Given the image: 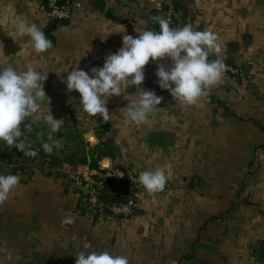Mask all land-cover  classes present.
<instances>
[{
  "label": "crops",
  "instance_id": "0c3cea01",
  "mask_svg": "<svg viewBox=\"0 0 264 264\" xmlns=\"http://www.w3.org/2000/svg\"><path fill=\"white\" fill-rule=\"evenodd\" d=\"M80 1L82 9L55 30L53 46L38 54L15 22L22 18L43 29L49 19L45 0H0V66L23 71L30 63L48 72L44 91L50 100L45 98L41 114L50 109L62 118L64 136L71 124L90 145L111 139L114 156L103 158L101 167L129 168L137 175L164 169L165 191L142 187L136 212L125 220L91 218L81 213L83 198L71 182L72 173H91L87 165L48 167V158L41 164L16 149L21 179L0 205V264H75L80 251L126 255L128 264H260L249 245L264 237V0H116L102 9ZM172 3L179 7V28L191 24L216 33L219 55L239 73L224 74L208 96L182 105L157 83V65L167 67L170 59H150L141 87L163 100L146 122L136 125L121 110L137 98L135 85L107 98L109 121L90 117L80 94L67 90L69 72L77 65L89 72L102 66L124 34L154 29L152 11H164L169 20ZM108 8L117 19L105 16ZM153 132L166 135L165 145L148 143ZM57 140L55 152L63 158L70 143Z\"/></svg>",
  "mask_w": 264,
  "mask_h": 264
},
{
  "label": "clouds",
  "instance_id": "9594fccd",
  "mask_svg": "<svg viewBox=\"0 0 264 264\" xmlns=\"http://www.w3.org/2000/svg\"><path fill=\"white\" fill-rule=\"evenodd\" d=\"M158 23V31H140L135 37L124 34L121 47L107 54L102 66L92 67L89 72L77 65L69 72L65 81L67 90H76L80 94L83 111L90 117L100 114L104 121H109L107 98L123 93L122 86L135 85L137 98L121 110L125 118L136 125L146 122L163 100L154 90L141 87L145 79L144 67L150 59H170L171 64L167 67L163 63L157 65V83L182 105L196 104L222 80L227 65L219 55L221 48L216 33L195 30L191 24L170 27V21L164 15L159 16ZM15 28L22 37L31 40L38 54L53 46L35 23L18 18ZM213 56L215 58H210ZM47 73L30 63L23 71H17L11 64L0 66V141L15 146L26 156L38 154L27 140V134L32 131V124L26 123L28 118H33V122L43 120L49 129L47 141L42 143L44 152L51 154L54 148L60 147L54 134L61 129L62 118H55L50 109L45 114L40 112L45 98H49L44 91ZM20 179L19 174L0 172V205L8 200ZM137 180L147 192L157 193L165 188L168 177L164 169L156 168L141 171ZM76 257L75 264H128L126 255H114L108 251H80Z\"/></svg>",
  "mask_w": 264,
  "mask_h": 264
},
{
  "label": "trees",
  "instance_id": "16d2710c",
  "mask_svg": "<svg viewBox=\"0 0 264 264\" xmlns=\"http://www.w3.org/2000/svg\"><path fill=\"white\" fill-rule=\"evenodd\" d=\"M72 1V0H61V2ZM46 4V0H45ZM179 7L175 3L171 4V14L169 17L170 27L179 28V18L176 16ZM106 17L115 20L117 19L111 9L104 10ZM68 20H59L54 18H49L43 31L45 35L52 41V45L55 43V30L63 23H66ZM153 30H159V23L154 25ZM26 123L32 124V131L27 134V140L30 143L33 149L38 150V154L35 156L40 160V163L43 164V157L48 158L47 164L48 167L60 166L63 162H76L77 164L87 165L88 169L91 171L90 176L95 181H100L101 186L96 192V197L100 203L104 206H109L111 204L122 203L126 200L128 196L126 183L121 180H115L113 178L105 177L104 173L108 168L101 167L100 161L105 157H113V151L116 149L113 141L109 138H98V141L90 145L88 141L82 137L81 134L75 133L71 136H64L60 131L54 134V139H59L65 137L68 139L69 143L75 142L78 148L76 150L70 149L69 153L63 158L60 157L55 151L51 154L44 152L42 148V143L47 141L48 136V127L46 124L38 122L34 123L30 118L26 120ZM22 131L23 123L21 124ZM108 128L105 127L102 132L107 131ZM16 147H10L6 145L3 141H0V172L2 173H13L16 174L18 170L21 169V165L17 164V159L14 160V157H19L21 153L16 152ZM118 167V166H117ZM123 168V167H119ZM49 173V171L47 172ZM50 174V173H49ZM76 191L79 193L80 198H85L86 195L80 189L76 188ZM79 209L81 213H84V201L79 202ZM136 212V210H135ZM106 215V214H104ZM94 217H97L96 215ZM128 216L127 218H129ZM119 218V217H116ZM250 255L260 264H264V237L252 245H249Z\"/></svg>",
  "mask_w": 264,
  "mask_h": 264
},
{
  "label": "built area",
  "instance_id": "2783aa9c",
  "mask_svg": "<svg viewBox=\"0 0 264 264\" xmlns=\"http://www.w3.org/2000/svg\"><path fill=\"white\" fill-rule=\"evenodd\" d=\"M107 2H116V0H105ZM47 16L49 18L59 20H70L75 10L82 9V2L80 0H72L61 2V0H46ZM174 27V26H173ZM177 28V27H175ZM227 65V71L224 74L237 75L239 73L238 68L225 62ZM105 177L113 178L115 180H121L126 183L128 196L122 203L111 204L104 206L100 203L96 197V192L101 186L100 181H95L90 174L72 173L71 182L72 185L80 189L83 194L86 195L83 198L84 201V215L93 218L95 215L103 216L104 209H109V216L117 219L125 220L128 216H132L137 208V194L142 189V185L139 184L138 175L129 168L108 167L104 173ZM165 191V188L160 191ZM94 200V202H92Z\"/></svg>",
  "mask_w": 264,
  "mask_h": 264
},
{
  "label": "water",
  "instance_id": "95a60500",
  "mask_svg": "<svg viewBox=\"0 0 264 264\" xmlns=\"http://www.w3.org/2000/svg\"><path fill=\"white\" fill-rule=\"evenodd\" d=\"M92 1L94 2V6L97 7V8H99V9L104 8L105 5H106V1L105 0H92ZM160 15H164L165 16L164 11H162V10H154V11L151 12L150 17L152 19L158 21ZM227 47L230 48V49H235L236 48V44L229 43L227 45ZM90 137L91 136H89V139H90ZM148 143L150 145L163 146L166 143V135L163 134V133H157V132L150 133L149 134V138H148ZM104 213L105 214H109V209L105 208L104 209Z\"/></svg>",
  "mask_w": 264,
  "mask_h": 264
},
{
  "label": "rangeland",
  "instance_id": "374dc122",
  "mask_svg": "<svg viewBox=\"0 0 264 264\" xmlns=\"http://www.w3.org/2000/svg\"><path fill=\"white\" fill-rule=\"evenodd\" d=\"M85 131H86V130H85ZM66 132H67V134H68L69 136H71L72 134H75V133L77 132V128H76L75 125H71V124H69V126H68L67 129H66ZM92 132H93V134L96 133L93 129H92ZM91 142H92V141H91ZM70 147H71V149H73V150H76V149L78 148V146L76 145L75 142L70 143Z\"/></svg>",
  "mask_w": 264,
  "mask_h": 264
}]
</instances>
